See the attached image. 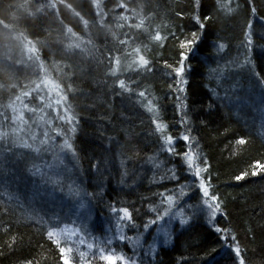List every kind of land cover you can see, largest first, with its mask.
I'll list each match as a JSON object with an SVG mask.
<instances>
[{
    "label": "trees",
    "instance_id": "16d2710c",
    "mask_svg": "<svg viewBox=\"0 0 264 264\" xmlns=\"http://www.w3.org/2000/svg\"><path fill=\"white\" fill-rule=\"evenodd\" d=\"M222 5L242 7L229 12ZM194 32L200 36L192 48L180 49ZM157 33L160 41L154 39ZM13 39L27 44L24 53L36 54L43 75L64 89V106L78 117L74 134L57 115L43 118L73 143L76 155L66 150L59 160L75 178L68 179L63 167L59 174L87 203L96 232L102 214L128 207L133 219L127 221L126 237L156 220L149 240L171 195L181 220L172 222L170 242L145 254L144 264H238L237 244L247 264H264V170L257 167L264 165V0H199V5L196 0H0V133L7 134L0 139V264H62L59 245L47 235L53 222L43 211L64 222L63 208L45 198L24 206L9 199L3 187L4 181L31 180L24 172L31 163L24 159L15 168L8 155L30 140L16 138L21 122L15 108L36 109L29 99L41 75L33 65L37 61L13 48ZM136 48L150 61L147 68L133 64ZM181 51L187 56L186 84L174 73ZM117 56L121 65L112 76ZM118 79L131 91L119 89ZM23 115L22 123L31 118L41 124L37 113ZM167 135L174 137L177 156L162 147ZM183 135L190 140L182 141ZM34 147L40 153L45 148ZM189 147L196 165L208 169L202 177L210 194L220 197L215 219L203 204L200 178L183 161ZM244 173L245 179H235ZM71 264L106 262L91 253Z\"/></svg>",
    "mask_w": 264,
    "mask_h": 264
},
{
    "label": "rangeland",
    "instance_id": "374dc122",
    "mask_svg": "<svg viewBox=\"0 0 264 264\" xmlns=\"http://www.w3.org/2000/svg\"><path fill=\"white\" fill-rule=\"evenodd\" d=\"M23 10H25V8H23ZM22 41L20 42L13 39L12 43L13 48L15 47L18 50V54L23 56V53L26 52V47L28 48V46L24 41ZM25 55L29 57L28 60H33L35 62L37 61L36 54L28 55L27 53H24V56ZM36 63L37 64L33 62V65L39 67V72H41V75L39 82L35 86V90L37 91L32 96H30L29 99L32 103H34V107L36 109L30 108L28 106H20L16 107L15 110L18 114L16 116L19 117L21 113L26 115L29 113L32 117L37 113L42 117L40 119L41 124L38 127V122H33V119L31 118L27 119L24 123L19 120L21 122V127H19L21 128V134H17L16 138L19 140L30 139L33 141V145L30 144L31 148L25 149L23 147L25 140H22L21 145L13 149L15 152L8 155L9 160L5 157L6 160L13 162L10 163L15 168H17L16 165L19 164L23 166L24 159L31 163V170L24 169V172L27 174V176H31V180L23 179L21 181H16V183H14L12 180H8L7 182L4 181L3 187L7 189L6 192L8 194V198L12 201H17L24 206L33 204L34 201H42L44 198L46 199L45 201L50 203V200L58 203L59 206L63 208L62 213L65 214L64 218L66 220L64 222H60L57 213L43 211V214L50 218L49 221L53 222L49 225L47 231H52L54 233L52 238L55 241H60L58 244L59 247L71 249V252L67 253L71 261H81L88 257L91 253L100 254V248H104L106 255L110 254L116 257L123 255L125 260L130 257L136 262V264H144L143 260L145 254L152 255L160 245L170 242V239H172L171 225L172 222L181 220L182 214L180 213V210H177L174 201L171 205L166 203L164 211L160 216L162 219H158L157 227L149 240H147V236L150 228H152L151 223H149L148 228H143L139 233L135 234L130 239L121 241L119 236H126L125 231L127 227V221H122L119 219V216L123 215L122 213L109 212L107 215L102 214L99 227L100 232H96L97 230L93 224L92 216L90 215L91 213L87 203L73 187V182H68L67 179L66 182H63L65 179L61 174H59V168L63 167V159H59L64 155L66 150H68L67 148H62L60 145L66 138L65 136H61L57 137L56 139H52V137L56 136V131L59 129L56 127L51 128L49 125L50 123H48L43 117L47 113L51 114V117L53 118L58 112L63 114L62 109L65 106L62 104L59 109L57 108L55 102L58 97L54 93L57 88L48 78H45L38 61ZM24 116L25 115H23V120ZM43 130H46L47 133H49V139L47 143H42V141L45 140ZM38 131H40L39 137L37 136ZM33 136L35 137V140L32 139ZM34 146H43L47 149L44 148V150L40 153L35 151L36 147ZM0 159L2 158L0 157ZM42 166L46 169L40 173L39 171ZM63 168L64 172H66V175H68L67 178H72L74 180V170L68 166ZM6 171L10 172L8 169ZM38 172L40 174L35 175V173ZM61 177L63 179H61ZM37 179H39L40 184L36 182ZM60 188L65 194V196L62 195L61 199ZM35 208L38 211L41 207L37 206L36 204ZM205 208L208 214L207 207ZM165 210L169 212L168 216H164ZM41 214L42 212L40 215ZM109 241H111V244L108 243ZM89 245H91V247H89ZM120 262L125 264V261Z\"/></svg>",
    "mask_w": 264,
    "mask_h": 264
},
{
    "label": "snow or ice",
    "instance_id": "6c2138e0",
    "mask_svg": "<svg viewBox=\"0 0 264 264\" xmlns=\"http://www.w3.org/2000/svg\"><path fill=\"white\" fill-rule=\"evenodd\" d=\"M196 4L199 5V0H196ZM222 7H227L229 12H234V11L239 10L242 6L237 5L236 9L231 8L229 5H222ZM251 11L253 14H255L256 8L252 7ZM123 19H126V18H123ZM193 19L196 20L197 23H199L201 25V27L204 26V23L201 22V18L199 15H195L193 17ZM208 19H210V18H208ZM136 27H140V25H137ZM247 28L249 30L252 28V24L250 22L247 24ZM245 35L248 39V42L251 43V31L245 33ZM199 36L200 35L198 33H195V32L192 33L191 39H187L184 42L179 43V48L182 50L187 48L189 51L192 48V46L196 43V41L199 39ZM154 39L156 41H160L162 39V37L160 36L159 33H157L155 35ZM221 47H223V46L221 45ZM140 52H141L140 48H136L134 50V54L137 56V59L135 61H133V64L139 65L140 67L147 68L150 64V61L147 58H145L144 55L140 54ZM179 56H180L179 65L174 68V73L176 76L181 78L178 82L179 84H186L187 81H185L183 79V75L185 73V63L184 62H185L187 56H186V53L184 51H181L179 53ZM115 65L117 67L112 68V71H111L112 76H116L118 68L121 65V58L119 56H117L115 58ZM131 66L132 65H128V67H131ZM167 67L171 68L172 66L167 65ZM262 81H264V80H262ZM68 87H69V89L72 88L71 85H69ZM118 87H119V89L131 91V89H128L126 87V82L124 79H118ZM177 91L183 92L184 89L177 87ZM54 93L58 97L55 103H56L57 108L59 109L62 104H66V102L68 101V96L64 94V89H62V88H57V90ZM139 96L144 97L145 92H143V91L139 92ZM148 105H149L148 111L149 112L153 111V107L151 106L152 105L151 100L148 101ZM62 111H63V114H60L59 112L57 113V118L61 122L65 123L69 126L68 132H71L74 134L77 131L78 117L73 113L70 106L63 107ZM186 115L187 114H185V116ZM13 119H16V118L14 117ZM19 120L21 122H23V113H21ZM48 123H51V121H49ZM153 123H156V122L153 121ZM181 123H183V118L181 120ZM156 129H157V131H163V129L161 128V125L159 123H156ZM15 131L16 130L13 129V132H15ZM43 135L45 137V140L42 141V143H47L48 139H49L48 133L45 132ZM64 135H66L65 132L57 130L56 136L52 137V139H56L57 137H61ZM6 136H7L6 133H0V139H4ZM32 139L35 140V137L33 136ZM180 139L184 142H188L190 140V136L189 135H183L182 137H180ZM163 141H164V143H163L162 147L166 146V152L172 156H177L178 152H177L176 148L174 147L175 141H174L173 135H167V136L163 137ZM239 142L241 144H244L245 140L241 139ZM60 146L62 148H67L68 150L72 151L73 155H76L73 143L69 142L68 139H64ZM23 147L31 148V145L28 144L27 142H24ZM35 151H40V149L37 148V149H35ZM195 160H196V158L191 151V147H189L188 150L183 151V161L186 163V166L189 169H194V172H193L194 177L200 178L198 187H199V191L201 192L202 196L204 197L203 204L207 207L209 219H215L217 216V213H219L222 209L220 197L216 194H210V188H209L208 184L206 183V181L202 177V172H206V171H208V169L207 168L202 169L201 167L197 166L195 163ZM257 167H260L262 170H264V165L258 164ZM258 174L259 173H255V172L252 173V175H258ZM247 175H248V173H244L242 175H237L235 177V179L237 181H240V180L245 179V177ZM172 179L178 180V175L176 173H173ZM161 195L163 196V194H161ZM165 200L167 203H169V205H171L173 203V196L168 195L165 198ZM110 207H111V205H110ZM153 210H155V209H153ZM111 211L114 213H122L123 215L119 216V219L122 221H125V220L131 221L133 219L132 212H130L128 207H123L119 210L114 208V207H111ZM168 215H169V212L167 210H165L164 216H168ZM157 219H162V217L157 216ZM150 223L152 225H155L156 220H152V221H150ZM181 223L183 224V223H187V222L181 221ZM148 226H149L148 223L144 224V228H148ZM216 231L219 232V231H221V229L217 228ZM47 235L51 239L54 236V233L52 231H49L47 233ZM119 239L121 241H124V240L130 239V238L126 237L124 235H121V236H119ZM233 240H235V237H233ZM55 242H56V244L60 243L59 240H56ZM108 243L111 244V241H109ZM89 247H91V245H89ZM233 250L236 253L238 264H247L246 258L242 255L241 248L238 244ZM99 251H100V260L105 261L106 264H118V261H125V264H136V262L134 260H132L130 257L127 260H125V257L123 255H121L119 257H116L114 255H110V254L106 255L104 248H100ZM59 252L61 254L60 259L62 260V264H71V260L69 258V255H67V253L71 252V249L61 247L59 249ZM81 255H83V254H81ZM26 264H32V261H26Z\"/></svg>",
    "mask_w": 264,
    "mask_h": 264
}]
</instances>
